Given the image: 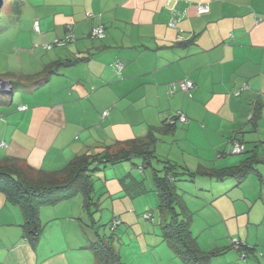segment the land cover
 Listing matches in <instances>:
<instances>
[{"label":"crops","instance_id":"1","mask_svg":"<svg viewBox=\"0 0 264 264\" xmlns=\"http://www.w3.org/2000/svg\"><path fill=\"white\" fill-rule=\"evenodd\" d=\"M201 3L209 12L198 13ZM33 18L41 47L26 49L33 58L26 61L35 65L24 71L17 54L15 64L0 68L9 81L0 96V160L54 171L97 146L153 133L159 159L210 171L245 158L232 152L235 141L246 150L264 142V0H59ZM100 24L105 37H93ZM56 39L65 43L45 47ZM52 64L56 71L38 82ZM183 79L194 82L193 97L172 88ZM179 111L187 122L168 127L166 118ZM257 170L254 193L244 187L247 179L227 184L238 190L228 199L241 204L222 212L220 247L200 243L224 249L216 264H264V206L254 205L264 201V163ZM76 199L41 208L43 229L34 242L21 210L0 192V264H95L89 245L96 239L86 234ZM235 238L250 247L247 257Z\"/></svg>","mask_w":264,"mask_h":264},{"label":"rangeland","instance_id":"2","mask_svg":"<svg viewBox=\"0 0 264 264\" xmlns=\"http://www.w3.org/2000/svg\"><path fill=\"white\" fill-rule=\"evenodd\" d=\"M58 1L4 0L0 12V68L8 66L9 63L15 64L17 54L21 55V66L24 68L35 65L30 63L33 58L29 51L26 53V49L32 48L39 52L40 44L35 42L38 32L34 31L33 17L43 5L50 8ZM38 56L40 57L39 54L35 56L37 60ZM26 58L32 60L26 61ZM29 64L32 66H28ZM2 94L7 96L6 92H0V96ZM160 159L153 158L152 165L144 167L143 158L134 156L130 160L92 172L94 189L91 195L94 203L90 210L93 212V220L84 207V195L79 193L74 197L78 198L76 211H79L78 216L85 221L86 234L91 240L97 239L98 234L110 239L126 264H187L176 255L162 236V228L170 220V212L160 207L154 178L155 170H159L161 175L164 173L162 169L165 159ZM256 179L255 173H251L245 181L244 187L246 186L250 194L254 193L251 183L253 180L258 182ZM215 182L216 180L203 175H196L193 179L184 175L175 181V189L180 199L177 209L184 212L182 217H191L192 233L197 237L199 245L203 244L206 249L214 248L217 242L220 243L227 231L226 224L221 221L222 212L229 211L231 205L241 204V201L228 199L238 194L237 188H227V184L235 182L234 178L217 184ZM254 205L264 206L263 199L255 198ZM148 214L154 216L153 221L145 218ZM114 215L122 223L112 231ZM259 227L262 231L263 226ZM219 243L217 244L220 245ZM212 264H216L214 259Z\"/></svg>","mask_w":264,"mask_h":264},{"label":"trees","instance_id":"3","mask_svg":"<svg viewBox=\"0 0 264 264\" xmlns=\"http://www.w3.org/2000/svg\"><path fill=\"white\" fill-rule=\"evenodd\" d=\"M74 61L76 60H68V63H74ZM56 66V64L49 65L41 74H38V82H45L56 71L54 68ZM257 110L256 104L253 108V119H256ZM165 124L170 128L177 125ZM156 142V137L150 133L145 139L97 146L96 151L79 154L63 168L54 171L37 170L18 158L7 156L0 160V192L10 203L21 210L24 217L25 235L28 239L37 242L43 229L40 210L44 205L69 200L82 193L84 207L91 215L90 219L93 220V212L90 210L91 204L94 203L91 195L94 189L92 172L108 165L130 160L134 156L143 158L144 167L152 165L153 158H157L153 149ZM240 154H244L245 158L239 164L218 170L192 172L181 164L164 160L165 165L162 169L164 173L161 175L158 173L159 170L154 171L160 207L170 212V220L162 228L163 239L187 264H212L213 259L224 249L203 250L200 247L197 237L191 230V217H182L181 214L184 212L182 210L179 212L177 209L180 199L175 189V181L184 175L191 179L196 175H203L217 180L234 178L240 184L251 173L259 174L257 165L264 163V142L256 144L252 149H245ZM153 220L154 216L152 215ZM116 228L112 229L111 223V230L114 231ZM97 236L98 238L89 245L95 255V264H126L120 253L113 247L110 239L99 234ZM233 245L242 250V257L248 256L247 250L250 247L244 242L240 246L234 243Z\"/></svg>","mask_w":264,"mask_h":264},{"label":"built area","instance_id":"4","mask_svg":"<svg viewBox=\"0 0 264 264\" xmlns=\"http://www.w3.org/2000/svg\"><path fill=\"white\" fill-rule=\"evenodd\" d=\"M209 10H210V8H209V5L207 3H201V4H198V6H197V11H198L199 14H205V13L209 12ZM92 15L93 14H90V16H92ZM170 25L176 26V22L175 21H171L170 22ZM35 31L39 32V23H38V21L35 22ZM181 31L182 30H180V32ZM91 35L93 37H97V38H104L105 35H106V33H105V27L102 24H100L98 26H95L92 29ZM69 38H71V35L69 36ZM64 41L65 40H63V39H56V40H54L53 43L46 44L45 47L48 48V49H50L55 44L56 45H62V44H64L65 43ZM121 68H122V64L121 63H118L117 64V69L118 70H121ZM177 85L182 90L186 91L190 97H193L192 90L194 88V82L192 80H190V79H183L178 84L172 83V88H176ZM237 94H240V92H237ZM21 108L24 109L25 107H21ZM103 115L104 116L108 115V111H104L103 112ZM187 120H188V118L186 117V115L183 112L179 111V112H177L176 115L170 116V117L166 118L165 123L170 124V125H175V124H178V123H185V122H187ZM244 150H245V144L244 143H242L240 141H235L233 143L232 152L234 154H240ZM145 218L152 220V215L151 214L150 215L149 214L148 215H145ZM119 224H120V220H118L117 218H114L113 219V222H112V229L116 228ZM233 243L236 244V245H238V246H240L243 243V241H241L238 238H235V239H233Z\"/></svg>","mask_w":264,"mask_h":264},{"label":"water","instance_id":"5","mask_svg":"<svg viewBox=\"0 0 264 264\" xmlns=\"http://www.w3.org/2000/svg\"><path fill=\"white\" fill-rule=\"evenodd\" d=\"M3 4H4V0H0V12ZM8 83H9L8 80L0 77V92H4L8 90V85H9Z\"/></svg>","mask_w":264,"mask_h":264}]
</instances>
